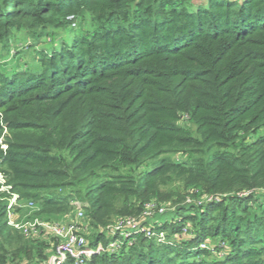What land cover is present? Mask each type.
<instances>
[{
	"label": "trees",
	"instance_id": "16d2710c",
	"mask_svg": "<svg viewBox=\"0 0 264 264\" xmlns=\"http://www.w3.org/2000/svg\"><path fill=\"white\" fill-rule=\"evenodd\" d=\"M0 173L36 219L80 204L93 249L138 221L77 264H264V0H0ZM8 197L0 264H42L57 238L9 225Z\"/></svg>",
	"mask_w": 264,
	"mask_h": 264
},
{
	"label": "built area",
	"instance_id": "2783aa9c",
	"mask_svg": "<svg viewBox=\"0 0 264 264\" xmlns=\"http://www.w3.org/2000/svg\"><path fill=\"white\" fill-rule=\"evenodd\" d=\"M0 190L7 191L9 193L6 216L8 219V224L13 226L16 229L21 228L17 224H14L11 220L12 212L14 208L19 206L18 195L16 193H12L9 191V186L5 185V181L3 176L0 173ZM80 205V204H78ZM28 207L33 208L32 203L28 202ZM76 215L79 219H85V215L81 206H77ZM149 214V212H148ZM31 226L25 225L23 232L28 235L39 234L41 231H47L50 235L57 238L58 243L55 247V255H50L42 264H62L65 260L63 258L64 255L71 257L75 260V263H81L85 260L91 258V256L96 252H100L104 250L102 248V243H98L97 246L93 249L91 248L84 235V231L78 229V225L75 223H71L68 225H61L52 221H43L37 220ZM117 221L109 227V231L118 232V234H122L120 238L124 240L126 236H131L136 232L140 231L139 223L135 219L129 218H118ZM82 227V226H81ZM86 227V226H85ZM84 229V225L82 227ZM124 233H121V232ZM149 234V233H148ZM162 237V236H160ZM120 241V240H119ZM118 245V244H117ZM105 246V245H104ZM105 248H109L106 245ZM51 257V258H50ZM49 259V260H48Z\"/></svg>",
	"mask_w": 264,
	"mask_h": 264
},
{
	"label": "rangeland",
	"instance_id": "374dc122",
	"mask_svg": "<svg viewBox=\"0 0 264 264\" xmlns=\"http://www.w3.org/2000/svg\"><path fill=\"white\" fill-rule=\"evenodd\" d=\"M193 2L194 3H200V2H204V0H193ZM22 42H24V36L23 35H19L17 44H20ZM30 57H31V55L30 54H26V53H24L23 58H21V56H19L18 58H13V57L8 56V57L3 58L2 63H3V66H5L6 69L12 70L17 64H20V66L24 65V62L26 60H30ZM179 156H177V157L179 158ZM6 193H8V192L6 191ZM175 193L179 194L181 196H184L186 194L185 190H184V187H183V183L178 181V182H174V183L168 184V185H166L163 188V190L161 191V195H160L161 199H159V202H157V201L153 202L152 201L150 207L148 208V212H149L150 216H148V218L146 220L147 223L148 222L152 223V221H154V220L157 221V222H160V221H163L167 217V214L159 215V214H156V213L157 212L158 213L169 212L170 210H172L173 206L176 205V200L179 199V197ZM187 201H189L188 198H187ZM79 206L80 205H78V207ZM77 209L78 208L72 210L69 213L60 215V216H58L56 218H52L50 221L56 222V223L61 224V225H68V224H71V223H75L76 225H78V229L79 230L84 231V235H85V238L87 240V243H88V245H90L89 242H90V237H91V234H92L93 230H92V228L90 229V227L88 226V223H87L86 219H79L77 217V215H76ZM32 213H33V208L31 209L30 207H28V203L27 202L21 201L19 203V206H17L14 209V211L12 212L11 220H12V222L14 224H17L18 226L21 227L18 230L25 237H35V238L39 237L40 239H42V237H41L42 235H39V236H36L38 234L28 235V234H25L23 232V229H24L25 225L31 226L33 224V222L35 221L34 219H36V218L33 217ZM37 220L41 221V219H37ZM83 225H84V229L82 228ZM121 233H124V232L122 231ZM121 235H120V237H121ZM163 235H164V232H158V236H163ZM50 236H52V235H50ZM131 237H132V235L131 236H126V238H124V240H120V238H119V239H114V241H109V243H108L109 250L113 251L115 249H119L125 243L131 244L132 240H133V238H131ZM103 247L105 249L104 244H102V248ZM53 249L54 248L47 246V248L45 250V256L46 255H47V257H49L50 255L54 256L55 255V251H53ZM207 257H209V256H207ZM63 258H64V260H66L67 259V255H64ZM210 258H213V256L210 257ZM51 263L52 262H50L49 264H51Z\"/></svg>",
	"mask_w": 264,
	"mask_h": 264
}]
</instances>
